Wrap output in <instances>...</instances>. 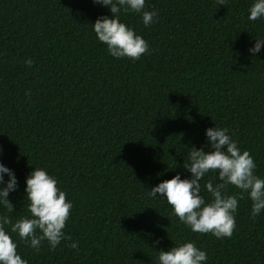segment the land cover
Segmentation results:
<instances>
[{
    "label": "trees",
    "instance_id": "obj_1",
    "mask_svg": "<svg viewBox=\"0 0 264 264\" xmlns=\"http://www.w3.org/2000/svg\"><path fill=\"white\" fill-rule=\"evenodd\" d=\"M252 3L145 0L155 23L121 14L150 46L132 62L97 42L91 24L111 16L106 6L0 0V162L19 182L9 194L14 210L0 214L30 215L25 179L36 167L73 204L63 229L70 240L55 250L44 241L39 252L18 242L27 264H156V252L185 241L206 251L207 264H264V211L251 218L246 193L232 236L222 239L191 232L166 201L147 195L177 172L189 175L187 153L215 125L264 178V46L247 51L264 38V20H247ZM208 180L216 183L215 174L200 181L206 202Z\"/></svg>",
    "mask_w": 264,
    "mask_h": 264
},
{
    "label": "clouds",
    "instance_id": "obj_2",
    "mask_svg": "<svg viewBox=\"0 0 264 264\" xmlns=\"http://www.w3.org/2000/svg\"><path fill=\"white\" fill-rule=\"evenodd\" d=\"M220 4L224 0H218ZM95 5L106 6L111 16H98L92 31L98 43L106 46L108 55L132 62L149 50L148 42L121 21V14H140L145 27L155 23L157 12L145 10V0H93ZM248 21L264 20V0H253L248 8ZM264 46V38L257 37L247 51L255 56ZM31 66L33 61H25ZM205 145L191 147L183 168L189 174L181 178L177 172L171 179L151 187L147 195L164 200L171 206V214L193 233L211 234L217 239L230 238L236 227L235 213L238 200L246 193L251 201L250 216L255 219L264 211V178L255 172L256 164L247 150H242L227 128L217 125L205 129ZM205 147L208 149L205 151ZM209 173L215 174L216 183L208 180L204 190L208 201L201 196L200 181ZM7 175V180L5 179ZM229 186L240 191L228 194ZM19 187L15 172L0 162V208L12 212L14 206L9 194ZM25 198L30 215L13 221L0 214V264H27L17 251L18 242H24L39 252L46 241L49 250H55L62 240H70L63 229L73 207L67 194L58 187L57 178L46 168L36 167L25 179ZM159 194V195H158ZM77 248V242L69 245ZM156 264H207L205 250L194 241L175 244L167 251L156 252Z\"/></svg>",
    "mask_w": 264,
    "mask_h": 264
}]
</instances>
